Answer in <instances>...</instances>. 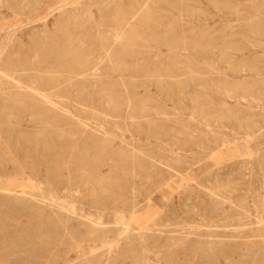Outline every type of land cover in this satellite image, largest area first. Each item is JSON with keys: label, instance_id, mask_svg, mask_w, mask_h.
Returning a JSON list of instances; mask_svg holds the SVG:
<instances>
[{"label": "rangeland", "instance_id": "374dc122", "mask_svg": "<svg viewBox=\"0 0 264 264\" xmlns=\"http://www.w3.org/2000/svg\"><path fill=\"white\" fill-rule=\"evenodd\" d=\"M73 1L0 2V44L4 47L0 70H7V65L21 67L41 62L53 70L55 75L65 74L79 62L71 54L64 56L60 50L63 48L64 32L72 34H67L71 45L73 40L79 37L81 41L75 40V43H79L80 50L89 52L91 60L95 59L94 55L101 52V43L107 39L104 34L107 25L103 23V18L108 17L117 5L127 12L128 5L135 0H75L77 3ZM145 1L146 8L150 6L158 16L155 20L160 21L158 24L161 23L157 28L147 27L145 31H152L158 38L153 41L148 38L141 40V37L137 36V42H144L141 47L144 46V50L149 52L125 58L128 62L140 63L142 69H132L123 74L117 71L114 74L108 73L99 69L98 73L89 79L92 83L89 82L86 89L69 87L55 96L58 100V103H55L56 112L50 111L40 117L37 114L36 121L34 117H29L32 107L13 108L15 113L11 110L15 117L11 116L10 121L22 124L32 134H37L41 124L45 125L41 121L47 120V137L64 134L66 141L82 142L84 136H91V140L97 142H88L87 147L83 148L89 150L93 157L95 149L103 148L104 141H107L104 144L107 145L104 152L109 149L110 157L109 164L101 168L102 174L107 178L104 190L94 185L93 188L90 184L89 188L83 189L81 186L80 191H73L68 195L58 191L56 183L38 178L31 185H34L33 188L38 192L52 195L48 202L39 199H25L19 202L16 199L17 193L13 194L14 198L6 200L7 197L1 196V193L0 264H36L38 261L43 264H57L65 258L66 264H264V0H231V3L230 0ZM98 2L103 5L99 6ZM63 4L64 11L60 9ZM120 15L122 16V11ZM66 22L69 25H66ZM77 25L78 28H75ZM67 26L68 29L65 30ZM85 30L89 31V35ZM108 30L107 33L111 35ZM140 30L141 28L137 30L138 33ZM82 38L86 41H82ZM119 39L117 37V42ZM172 39H175L177 44ZM178 39L185 40H179L182 43L178 44ZM197 44L202 50L196 48ZM64 57L66 58L63 59ZM95 78H99L101 82ZM3 81L1 78L0 123L7 121L6 115L10 113V110H3L5 105H15L13 100H8L10 96ZM101 89H104L105 93L102 94ZM111 94L114 99H120L119 103L123 107L121 115L113 109L115 102L111 103ZM242 96H246L245 99ZM17 104L22 105L20 102ZM155 109L159 111L158 114ZM90 112L95 113V116ZM99 114L101 116H98ZM249 133L251 136L247 138ZM223 140H226L224 145ZM117 152L120 155H117ZM93 157L87 161L91 162ZM66 173L69 175L68 171ZM8 183V176L0 174V189L7 187ZM132 189L137 192L132 194ZM215 190L219 195L212 194ZM28 196L27 194L26 197ZM135 198L137 209L125 210L122 219H115L113 208L123 207V202ZM218 201L223 203L219 204ZM103 206L106 208L101 210ZM52 208L64 215L63 221H58V216L53 213ZM91 220H95L94 224L105 231L112 230L108 234L113 235L114 242H109L111 239L107 237L108 243H103L106 241L104 239L95 242L85 240L83 249L76 246L69 231L77 229V232L84 236L88 230L86 223ZM30 222L35 223L32 225ZM174 225L181 230L168 231L173 229ZM48 232L53 234L51 239L46 235ZM208 241L209 244L213 242L211 246L206 244ZM210 247L212 251L208 250Z\"/></svg>", "mask_w": 264, "mask_h": 264}, {"label": "bare ground", "instance_id": "6f19581e", "mask_svg": "<svg viewBox=\"0 0 264 264\" xmlns=\"http://www.w3.org/2000/svg\"><path fill=\"white\" fill-rule=\"evenodd\" d=\"M118 1V0H117ZM211 1V0H210ZM216 1V0H215ZM219 1V0H217ZM216 1V2H217ZM229 1V0H226ZM247 1V0H246ZM0 2H4V0H0ZM75 2V0L73 1ZM79 2V1H78ZM83 2V1H81ZM123 2V1H122ZM146 2L145 0H135L134 3H131L129 6V9L127 10V12H125V9L122 10L120 6H116L113 10L110 11V13L108 14V17H104L103 18V23H106V33H104L106 35V41L102 44V48H101V52L98 55H94V57H96L95 59L91 60L90 58V54L89 52H85L84 50H80L79 47V43L76 44L75 42L79 40L78 39L74 41L73 45H71L70 41L68 42V36H72V34H69L68 32H62L61 34L63 35V42H62V46L63 48L60 50L62 51V53L67 55L71 54L76 60L77 65H74L73 67H70L68 69V71L63 74V75H55L54 73H52V71L49 69V67H46L45 65H42L41 62H33L32 65H26V66H21V67H13L11 65H7V70L6 69H2L0 70L2 72V74H0V79L2 78L3 84L6 85L7 87V91L9 93L10 98L8 100H13V106L10 105H5L6 107L3 108V110L5 111V109H7L8 111L10 110V113L7 114V121H3L0 123V174H5L8 176L9 179V183L7 187H4L3 189H0V194L2 193L1 196L7 197L6 200L8 199H12L13 194L17 193V200L19 202H23L25 199L26 200H32V199H39L43 202H46L47 200L51 199V196H47L44 192L41 191H36L33 186L31 184H33L34 180H49L50 182H54L57 184L58 186V191L60 192H64L66 194H71V192H77L80 191L79 188L82 186L83 189L84 187H88V185L92 184V186H97L100 189L105 188V175L102 174V170L101 168L104 165H108L109 164V157H110V153L108 152L109 149H107V152L105 153L104 150L105 148H107V145L105 146L104 144H106V142L104 141L103 143V148L101 147V149H95V157L91 156L89 153V150H86L83 148V146L87 147L88 142H97V140H91V136H84V139L82 140V142H78L77 140L74 141H66L63 138L64 134H59V136H55V137H47V135L45 134L46 132V123H48L49 121L47 120H43L41 121V123H45L41 124L40 126V130H38L37 134H32L29 133V131H27L22 124H18L16 121H10L11 116H13L12 111L14 110L13 108L16 107H22L23 109H26L27 107H32V110L30 112L29 117H36L37 118V114L40 116H45L48 112L50 111H55L56 112V105L55 103H58V100L55 96H57L58 94H60V92L64 91L66 88L68 89L69 87H78L80 89L83 88H87L89 86V82H91L89 79L96 75L98 73L97 70H105L108 73H113L114 72H118L123 74L125 71H131L133 69V71L140 69L141 64H137V63H133V62H128L126 61V57L127 56H137V55H142L144 53H147L149 51H145L144 50V46L141 47V45H144V42H137L136 37H141L140 39H150V40H157L158 35L154 34L152 31L148 32L145 31L147 29V27L149 28H157L156 26H158V22L160 21H156L155 19L158 17L155 12L153 11V9H150L149 7L146 8ZM196 2V1H195ZM225 2V1H224ZM231 3V0L229 1ZM69 3V2H67ZM77 3V2H75ZM97 3V2H96ZM111 3V2H110ZM148 3V2H147ZM214 3V1H213ZM212 3V4H213ZM220 3V2H218ZM251 3V2H250ZM25 4V3H24ZM189 4V3H188ZM217 4V3H214ZM223 4V3H222ZM234 4V3H233ZM241 4V3H239ZM71 5V4H70ZM72 5H74L72 3ZM98 5L102 6L103 4L101 2H98ZM153 5V4H152ZM192 5V4H191ZM79 6V4H78ZM148 6V5H147ZM210 6V5H209ZM221 4L219 5L220 8ZM223 6V5H222ZM226 6V5H225ZM235 6V5H234ZM64 7V4L60 7V9L62 10ZM114 7V6H113ZM118 7V9H116ZM125 7V6H124ZM127 7V6H126ZM233 7V6H232ZM146 8V9H145ZM177 8V7H176ZM217 7V9H219ZM231 8V7H230ZM227 8V9H230ZM244 8V7H243ZM247 8V7H246ZM264 8V7H263ZM76 9V8H75ZM103 8H101L102 10ZM221 9V8H220ZM224 9V8H223ZM226 9V8H225ZM224 9V10H225ZM232 9V8H231ZM238 9V8H235ZM178 10V9H177ZM201 10H203V8H201ZM64 11V9H63ZM122 11V16L120 15V12ZM73 12V11H72ZM208 12V11H207ZM231 12V11H230ZM76 14V12H74ZM73 13V14H74ZM107 13V12H106ZM104 13V15L106 14ZM180 13V12H179ZM223 13V12H222ZM236 13V12H234ZM71 13V15H73ZM240 15V14H239ZM238 15V16H239ZM181 16V15H180ZM73 17V16H72ZM80 17V16H79ZM169 17V16H168ZM203 17V16H202ZM215 17V16H214ZM69 18V17H68ZM105 18H107V20L105 21ZM190 18V17H189ZM60 19V18H59ZM71 19V18H70ZM75 19V16H74ZM87 19V18H85ZM173 19V18H172ZM161 20V18H160ZM165 20V19H164ZM163 20V21H164ZM213 20V19H212ZM256 20V19H255ZM61 21V19L59 20V22ZM65 21V20H64ZM67 21V20H66ZM71 20H69L70 22ZM207 21V20H206ZM72 22V21H71ZM86 22V21H85ZM97 22V21H96ZM255 22V21H254ZM88 23V22H87ZM99 23V22H97ZM101 23V21H100ZM99 23V24H100ZM164 23V22H162ZM256 23V22H255ZM62 24V23H61ZM73 24V23H72ZM78 24V23H77ZM91 24V23H89ZM66 25H69L66 22ZM85 25V24H83ZM82 25V27H84ZM88 25V24H87ZM97 25V24H96ZM104 25V24H102ZM104 25V26H105ZM62 26V25H61ZM64 26V25H63ZM62 26V27H63ZM80 26V25H79ZM90 26V25H89ZM94 26V25H93ZM101 26V25H100ZM161 26V25H160ZM173 26V25H172ZM192 26V25H190ZM86 27V26H85ZM181 27V26H180ZM71 28V27H70ZM73 28V26H72ZM71 28V29H72ZM78 28V25L77 27ZM80 28V27H79ZM91 28V27H90ZM101 28V27H99ZM110 28V29H109ZM141 28L140 33H138V29ZM174 28V27H173ZM188 28V27H187ZM252 31H254V27L252 26ZM54 29V28H53ZM68 29V26L65 28V30ZM70 29V30H71ZM94 29V28H93ZM96 29L98 30V28L96 27ZM95 29V30H96ZM104 29V28H103ZM104 29V30H105ZM111 31V35H109L107 33V30ZM175 29V28H174ZM197 29V28H196ZM205 29V28H204ZM234 29V28H233ZM245 29V28H244ZM55 30V29H54ZM60 30V29H59ZM69 30V31H70ZM77 30V29H76ZM79 30V29H78ZM83 30V29H81ZM87 30V29H86ZM85 30V31H86ZM96 30V31H97ZM101 30V29H99ZM108 30V31H109ZM183 30V28H182ZM247 30V29H246ZM68 31V30H67ZM75 31V30H74ZM93 31V30H92ZM169 31V30H168ZM191 31V30H189ZM218 31V30H217ZM232 31V30H231ZM15 32V31H14ZM13 32V33H14ZM79 32V31H78ZM81 32V31H80ZM83 32V31H82ZM101 32V31H100ZM163 32V31H162ZM236 32V31H235ZM12 33V32H11ZM72 33V32H71ZM77 33V32H75ZM86 33H88L87 35H89V31ZM85 33V34H86ZM95 33V31H94ZM103 33V32H102ZM165 35V32H163ZM162 33V34H163ZM200 33V32H199ZM238 33V32H237ZM54 34V33H53ZM93 34V33H92ZM13 35V34H10ZM55 35V34H54ZM96 35V34H95ZM200 35V34H199ZM205 35V34H204ZM43 36V35H42ZM80 36V35H79ZM101 36V35H100ZM157 36V37H156ZM160 36V35H159ZM174 36V35H173ZM177 36V35H176ZM196 36V35H195ZM52 37V35H51ZM56 36H54L55 38ZM76 37V35H75ZM82 37V36H81ZM117 37L120 38L119 41L117 42ZM180 37V36H179ZM12 38V37H11ZM53 38V37H52ZM57 38V37H56ZM65 38V39H64ZM70 38V37H69ZM72 38V37H71ZM70 38V39H71ZM74 38V37H73ZM87 39V37H85ZM90 39V37H88ZM92 38V37H91ZM95 38V37H94ZM94 38H93V42H94ZM97 38V37H96ZM155 38V39H153ZM163 38V37H162ZM172 38V37H171ZM182 38V37H180ZM187 38V37H185ZM195 38V37H194ZM62 39V38H61ZM60 39V40H61ZM69 39V40H70ZM200 39V38H199ZM11 40V39H10ZM165 40V39H164ZM173 40V39H172ZM175 40V39H174ZM173 40V41H174ZM178 39V44L180 43ZM185 40V39H182ZM181 40V41H182ZM189 40V39H188ZM198 40V39H196ZM201 40V39H200ZM255 40V39H254ZM6 41V40H4ZM53 41V39H52ZM58 41V40H57ZM67 41V43H66ZM81 41V39L79 40ZM82 41L83 38H82ZM86 41V40H85ZM84 41V42H85ZM100 41V40H99ZM98 41V43H99ZM170 41V40H169ZM191 41V40H190ZM194 41V40H193ZM209 41V40H207ZM206 41V42H207ZM231 41V40H230ZM257 41V40H256ZM9 42V41H8ZM7 42V43H8ZM83 42V43H84ZM156 42V41H155ZM163 42V41H162ZM184 42V41H183ZM187 42V41H186ZM195 42V41H194ZM193 42V43H194ZM6 43V44H7ZM59 43V41H58ZM89 43V42H88ZM151 43V42H150ZM153 43V42H152ZM160 43V42H159ZM167 43V42H166ZM165 43V44H166ZM176 43V40H175ZM182 43V42H181ZM180 43V44H181ZM189 43V42H187ZM192 43V44H193ZM197 43V42H196ZM195 43V44H196ZM209 45L210 42H208ZM213 43V42H211ZM55 44V43H54ZM60 44V43H59ZM58 44V45H59ZM154 44V43H153ZM177 44V43H176ZM184 44V43H183ZM199 44V43H198ZM197 44L196 48L199 47V45ZM57 45V47H58ZM83 45V44H82ZM87 46H89L88 44H86ZM96 45V44H95ZM98 45V44H97ZM168 45V44H166ZM165 45V46H166ZM185 45V44H184ZM222 45V44H221ZM9 46V45H8ZM43 46H45L43 44ZM169 46V45H168ZM212 46V45H211ZM6 47V46H5ZM97 47V46H96ZM137 47H139L137 49ZM141 47V48H140ZM209 48V46H207ZM122 48V49H121ZM173 48V47H172ZM175 48V47H174ZM177 48V47H176ZM175 48V49H176ZM187 48V47H186ZM201 49V47H199ZM206 48V49H208ZM234 48V47H231ZM42 49V48H41ZM49 49V48H48ZM84 49V47H83ZM171 49V48H169ZM258 49V48H257ZM94 50L96 51V48L94 47ZM174 50V49H173ZM173 50H169V51H173ZM202 50V49H201ZM205 50V49H204ZM210 50V48H209ZM52 51V50H51ZM57 51V50H56ZM88 51V50H87ZM92 51V50H91ZM90 51V53H91ZM93 51L95 54L96 52ZM98 51H100L98 49ZM153 51V50H151ZM150 51V52H151ZM225 52H227V50H224ZM264 51V50H263ZM4 52V47L3 44H0V58L2 57V54ZM41 52V51H40ZM43 52V51H42ZM175 52V51H173ZM177 52V51H176ZM216 52V51H215ZM231 52V51H229ZM256 52V51H254ZM15 53V52H14ZM18 53V52H17ZM24 53V52H23ZM39 53V51H38ZM58 53V52H57ZM180 53V52H179ZM201 53V52H200ZM203 53V52H202ZM208 53V50L207 52ZM205 53V55H206ZM209 53L211 54V52L209 51ZM252 53V52H251ZM16 54V53H15ZM25 54V53H24ZM46 55V53H44ZM43 54V55H44ZM168 54V53H167ZM171 54V53H170ZM169 54V55H170ZM186 54V53H185ZM28 56V54H26ZM16 56V55H15ZM41 56V55H40ZM58 56V55H57ZM144 56V55H143ZM17 57V56H16ZM26 57V56H25ZM29 57V56H28ZM45 57V56H44ZM60 57V56H59ZM58 57V58H59ZM63 57V56H62ZM71 57V56H70ZM141 57V56H140ZM219 57V56H218ZM27 58V57H26ZM66 57H64L63 59H65ZM90 58V59H89ZM128 58V57H127ZM28 59V58H27ZM60 59V58H59ZM131 59V58H130ZM138 59V58H137ZM140 59V58H139ZM57 60V59H56ZM75 60V61H76ZM50 61V60H49ZM132 61V60H131ZM15 62V61H14ZM64 62V61H63ZM21 63V62H20ZM30 63V62H29ZM105 64L102 65L101 64ZM112 63V64H111ZM34 64V65H33ZM69 64V63H68ZM165 64V63H164ZM50 65V64H49ZM65 65V64H64ZM67 65V62H66ZM70 66V64H69ZM263 66V65H262ZM146 67V66H145ZM156 67V66H155ZM187 67V66H185ZM204 67V66H203ZM3 68V66H2ZM66 69V67H65ZM64 69V71H66ZM142 69V68H141ZM63 70V69H62ZM61 70V72H62ZM174 70V69H173ZM60 71V70H59ZM63 71V72H64ZM139 71V70H138ZM196 72V71H195ZM151 74V72H150ZM181 74V73H180ZM109 76V75H108ZM105 76H102V78ZM189 77V76H188ZM101 78V77H100ZM130 78V77H129ZM186 78V77H185ZM99 79V78H95ZM112 79V78H110ZM119 79V78H118ZM166 79V78H165ZM168 79V78H167ZM170 79V78H169ZM108 80V79H107ZM173 80V79H172ZM100 81V79H99ZM97 81V83L99 82ZM133 81V80H132ZM162 81V80H161ZM101 82V81H100ZM110 82V81H109ZM92 83V82H91ZM116 83V82H115ZM124 83V82H123ZM153 83V82H152ZM100 84V83H99ZM3 85V86H4ZM106 85V83H105ZM114 86V85H113ZM112 86V87H113ZM138 86V85H137ZM136 86V87H137ZM164 86V85H163ZM98 87V86H96ZM95 87V88H96ZM153 87V86H152ZM5 88V87H4ZM102 88V87H100ZM99 88V89H100ZM115 88V87H114ZM230 88V87H228ZM66 89V90H67ZM77 89V88H76ZM118 89V88H117ZM129 89V88H128ZM223 89V88H222ZM75 90V89H74ZM78 90V89H77ZM110 90V89H109ZM116 90V89H115ZM224 90V89H223ZM227 90V89H226ZM134 91V90H133ZM236 91V90H235ZM78 92V91H77ZM229 91H227L228 93ZM259 92V91H258ZM101 93H105L104 89H101ZM226 93V94H227ZM231 93V92H230ZM75 94V93H73ZM77 94V93H76ZM99 94H100V90H99ZM130 94V93H129ZM79 95V94H78ZM82 95V94H81ZM97 95V94H96ZM112 95V94H111ZM110 95V96H111ZM204 95V94H203ZM71 96V95H70ZM100 96V95H99ZM105 96V95H104ZM153 96V95H152ZM255 96V95H254ZM77 97V96H76ZM80 97V95H79ZM101 97V96H100ZM103 97V96H102ZM106 97V96H105ZM113 98V95L111 96ZM146 97V96H145ZM246 96H242V98L245 99ZM73 98V97H72ZM71 98V99H72ZM78 98V97H77ZM98 98V97H97ZM104 98V97H103ZM107 98V97H106ZM131 98V97H129ZM137 98V97H136ZM70 99V98H69ZM80 99V98H79ZM100 99V98H98ZM97 99V100H98ZM238 99V98H237ZM259 99V98H258ZM92 100V98H91ZM118 98L115 97V99L113 98V101L115 102V106L113 107L114 110H117L118 113L121 115L122 112V106L121 103H119ZM125 100V99H124ZM253 100V99H252ZM59 101H61L59 99ZM95 101V100H94ZM99 101V100H98ZM102 101V100H101ZM106 101V100H105ZM240 101V99H239ZM17 102L22 103L21 106H17ZM66 102V101H64ZM96 102V101H95ZM100 102V101H99ZM104 102V100H103ZM12 103V102H11ZM68 103V102H67ZM91 103V102H90ZM107 103V102H106ZM110 103V101H109ZM249 103V102H248ZM17 104V105H16ZM63 104V103H62ZM101 104V102H100ZM114 104V103H113ZM112 104V105H113ZM12 105V104H11ZM79 105V104H78ZM150 105V104H149ZM58 106V105H57ZM74 106V105H73ZM96 106V105H95ZM110 106V105H109ZM70 107V106H68ZM77 107V106H76ZM82 107V106H81ZM89 107V105H88ZM189 107V106H188ZM64 108V107H63ZM74 108V107H73ZM91 108V107H90ZM100 108H102V106H100ZM164 108V107H163ZM65 109V108H64ZM84 109V108H83ZM82 109V110H83ZM192 109V108H191ZM194 109V108H193ZM262 109V108H261ZM6 110V112H8ZM12 110V111H11ZM68 110V109H67ZM93 110V109H91ZM95 110V109H94ZM93 110V111H94ZM102 110V109H101ZM104 110V109H103ZM142 111L145 110L141 109ZM196 110V109H195ZM97 111V110H95ZM94 111V112H95ZM15 113V111H13ZM59 113V111H57ZM77 112V111H76ZM85 112V111H84ZM128 112V111H127ZM155 112L158 114L159 111L155 109ZM193 112V111H192ZM68 113V112H67ZM100 113V112H99ZM102 113V112H101ZM100 113V114H101ZM105 113V112H104ZM66 115V113H63ZM70 114V111H69ZM90 114H92L90 112ZM95 113H93L92 115H94ZM98 116H101V115ZM107 114V113H106ZM105 114V115H106ZM152 114V113H151ZM242 114V113H241ZM28 115V114H27ZM128 115V114H127ZM24 116V115H23ZM62 117V115H60ZM75 116V115H74ZM95 116V115H94ZM107 117V115H106ZM131 117V116H130ZM222 117V116H221ZM26 118V117H24ZM36 118L34 119L36 121ZM55 118V117H54ZM53 118V119H54ZM72 118V117H71ZM70 118V120H71ZM98 118V117H97ZM132 118V117H131ZM134 118V117H133ZM223 118V117H222ZM15 119V118H13ZM31 119V118H30ZM46 119V118H44ZM57 119V118H56ZM60 119V118H59ZM107 119V118H106ZM141 119V118H140ZM22 120V119H21ZM20 120V121H21ZM38 120V119H37ZM55 120V119H54ZM53 120V122H54ZM122 120V119H121ZM232 120V119H231ZM72 121V120H71ZM76 121V120H75ZM123 121V120H122ZM28 122V121H27ZM34 122V121H33ZM52 122V121H51ZM25 123V122H23ZM105 123V122H104ZM122 123V122H121ZM216 123H219L216 121ZM32 124V122H31ZM36 124V123H35ZM53 124V123H52ZM237 124V123H236ZM40 125V124H39ZM48 125V124H47ZM59 125V124H58ZM79 125V124H78ZM82 125V123H81ZM221 125V124H219ZM84 125H82L83 127ZM61 127V126H60ZM130 127V126H129ZM237 127V126H236ZM135 128V127H134ZM264 128V127H263ZM86 129V128H85ZM101 129V128H100ZM51 130V129H50ZM87 130V129H86ZM237 130V129H236ZM44 131V132H41ZM79 132V129L77 130ZM83 131V129H82ZM85 131V130H84ZM83 131V132H84ZM91 131V130H90ZM89 131V132H90ZM124 131V130H123ZM238 131V130H237ZM248 131V130H247ZM50 132V131H49ZM77 133V132H76ZM81 133V132H80ZM236 133V132H235ZM84 134V133H83ZM88 134V132H87ZM216 134V133H215ZM244 133H242V136ZM251 133L247 134L246 137L249 138L251 135ZM51 135V134H49ZM85 135V134H84ZM261 135V134H260ZM94 136V134H93ZM73 137V136H72ZM111 137V136H110ZM116 137V136H115ZM154 137V136H153ZM194 137V136H193ZM215 137V136H214ZM226 137V136H225ZM238 137V136H236ZM241 137V136H240ZM159 138V137H158ZM227 138V137H226ZM225 138V139H226ZM245 138V137H244ZM230 139V138H227ZM236 139V138H235ZM107 140V139H104ZM228 141V140H227ZM226 143V140L222 141V145H224ZM92 144V143H91ZM94 144V143H93ZM98 144V143H96ZM123 144V142H122ZM140 144V143H139ZM152 144V143H151ZM164 144V143H163ZM228 144V143H227ZM102 145V143H101ZM110 145H112L110 143ZM109 145V146H110ZM80 146H82V148L80 149ZM108 146V147H109ZM180 146V145H179ZM111 147V146H110ZM125 147V146H124ZM170 147V146H169ZM97 148V146H96ZM122 148V147H121ZM182 148V147H181ZM119 150V148H118ZM122 151V149L120 150ZM160 152V151H159ZM118 153V152H117ZM164 153V152H163ZM212 153V152H211ZM122 154V153H121ZM124 154V153H123ZM122 154V155H123ZM93 155V154H92ZM117 155H120L119 153ZM170 156V155H169ZM91 157H93V160L91 162H88L87 160H89ZM100 157V158H99ZM156 157V156H155ZM159 157V156H158ZM156 160H158L156 158ZM153 162H155L154 160H152ZM161 163H163L162 160H159ZM172 162V161H171ZM179 162V161H178ZM125 163V162H124ZM128 163V162H127ZM165 163V162H164ZM169 163V162H168ZM167 163V165H168ZM177 163V162H176ZM166 164V163H165ZM113 165V164H112ZM155 165V164H154ZM159 166H161L160 164H158ZM117 166V165H116ZM113 166V167H116ZM169 166V165H168ZM172 167V166H171ZM188 167V166H187ZM121 168V167H120ZM159 168V167H158ZM173 168V167H172ZM110 169V168H109ZM171 169V168H170ZM174 169V168H173ZM172 169V170H173ZM66 171H68L69 175H66ZM109 171V170H108ZM157 172V171H156ZM110 173V172H109ZM155 173V172H154ZM162 174V173H161ZM158 176V175H157ZM108 177V176H107ZM134 178V177H133ZM107 179V178H106ZM109 179V178H108ZM262 180V179H261ZM126 181V180H125ZM144 182V181H143ZM31 185V186H30ZM37 185V184H36ZM93 186V188H94ZM96 187V188H97ZM115 187V186H114ZM118 187V185L116 186ZM206 187V186H205ZM89 188V187H88ZM124 188V187H123ZM16 189V191H15ZM92 189V188H91ZM138 189V188H137ZM218 189V188H217ZM226 189V188H225ZM232 189V188H231ZM104 190V189H103ZM204 190V189H203ZM220 192V189H218ZM224 192V188L222 189ZM12 191H15L12 193ZM88 191V190H87ZM93 191V190H92ZM98 191V190H97ZM102 191V190H100ZM108 191V190H107ZM236 191V190H235ZM85 192V191H84ZM90 192V191H89ZM99 192V191H98ZM132 194H135V189H132ZM226 192V191H225ZM95 193V192H94ZM211 193V192H210ZM221 193V192H220ZM27 194L29 195L28 197ZM83 194V193H82ZM90 194V193H89ZM100 194V193H98ZM104 194V193H103ZM212 194L214 195H219L218 191H212ZM226 194V193H225ZM230 194V193H229ZM92 195V193H91ZM94 195V194H93ZM214 195V196H215ZM101 196V194H100ZM105 196V195H104ZM232 196V195H231ZM73 197V196H72ZM212 197V195H211ZM226 197V196H225ZM102 198V197H101ZM109 198V197H108ZM219 198V197H217ZM216 198V199H217ZM87 199V197L85 198V200ZM104 199V198H103ZM102 199V201H103ZM113 199V198H112ZM220 199V198H219ZM227 199V197H226ZM225 199V200H226ZM16 200V201H17ZM105 200V199H104ZM221 200V199H220ZM224 200V202H226ZM264 200V199H263ZM101 201V202H102ZM172 201V200H170ZM213 201V199H212ZM230 201V200H229ZM232 201V200H231ZM48 202V201H47ZM87 202V201H86ZM90 202V201H89ZM100 202V203H101ZM105 202V201H103ZM117 202V201H116ZM215 202V201H214ZM219 204H222L223 202L218 201ZM242 202V201H241ZM39 203V202H38ZM51 203V202H50ZM49 203V204H50ZM120 203V202H119ZM243 203V202H242ZM264 203V201H263ZM18 204V203H17ZM41 204V203H40ZM46 204V203H45ZM72 204V203H71ZM90 204V203H89ZM105 204V203H104ZM122 204V203H120ZM139 204V203H138ZM218 204V206H219ZM245 204V203H244ZM258 203H256L257 205ZM260 204V203H259ZM19 205V204H18ZM53 205V204H52ZM51 205V206H52ZM88 205V203H87ZM46 206V205H45ZM72 206V205H71ZM108 206V205H107ZM123 207H112L113 208V214L115 219H119V217L122 219L124 216L123 214H125L126 212H124L125 210H129L132 211L134 209H137L135 207L136 206V198L130 201H125L123 202ZM139 206V205H138ZM217 206V205H215ZM50 207V206H49ZM53 207V206H52ZM111 207V205H110ZM221 207V205H220ZM224 207V206H222ZM70 208V206H69ZM106 206L101 207L100 209L103 210L105 209ZM108 209V208H107ZM210 209V208H209ZM217 209V208H216ZM38 210V209H37ZM45 210V209H42ZM72 210V209H71ZM218 210V209H217ZM36 211V209H35ZM53 213L57 214L58 216V221H63V219L65 218L64 215L57 210H53ZM216 211V210H215ZM261 211V209H260ZM33 212V211H32ZM46 212V211H45ZM203 212V211H202ZM257 212V211H256ZM262 212V211H261ZM47 213V212H46ZM45 213V214H46ZM133 213V212H132ZM171 213V212H170ZM2 214V212H1ZM32 214V213H31ZM34 214V213H33ZM43 214V213H42ZM41 214V215H42ZM235 214V213H234ZM241 214V213H240ZM246 214V213H245ZM263 214V213H262ZM11 215V214H10ZM85 215V214H84ZM134 215V214H133ZM202 215V214H201ZM204 215V214H203ZM238 215V214H237ZM46 216V215H45ZM128 216V215H125ZM215 216V215H214ZM247 216V215H246ZM261 216V215H260ZM41 217V216H40ZM50 217V216H49ZM54 217V215H53ZM76 217V215H75ZM134 217V216H133ZM138 217V216H137ZM263 217V216H262ZM44 218V216H43ZM74 218V217H73ZM86 218V217H85ZM210 218V217H209ZM212 218V217H211ZM214 218V217H213ZM223 218V217H222ZM228 218V217H227ZM36 219V218H35ZM41 219V218H40ZM49 218H47L48 220ZM83 219V218H82ZM100 219V218H99ZM126 219V218H125ZM139 219V218H138ZM243 219V218H242ZM45 220V219H44ZM86 220V219H85ZM97 220V219H95ZM94 220V221H95ZM233 220V219H232ZM240 220V219H239ZM258 220V219H257ZM256 220V221H257ZM261 220H263L261 218ZM40 221V220H39ZM43 222V219L41 220ZM52 221V220H51ZM70 221V219H69ZM93 220H91L90 223H86V225L88 226V230H87V234L86 235H80L76 230H70L69 233L71 234L72 238L75 240L76 242V246L78 245L81 246V248L83 249L84 247H82V244H84L83 241L85 240H93L94 242L97 240H106L107 237H110L111 240H109V242L113 241V235L111 234V236L108 234L109 231L111 232L112 230L109 231H105L104 229L99 228L98 226H96ZM117 221V220H116ZM202 221V220H201ZM228 221V220H227ZM226 221V222H227ZM241 221V220H240ZM32 222V221H31ZM30 222V223H31ZM71 222V221H70ZM69 222V223H70ZM206 222V221H205ZM229 222V221H228ZM263 222V221H262ZM35 223V222H34ZM33 223V224H34ZM83 223V222H82ZM133 223V222H132ZM162 223V221H161ZM173 223V222H172ZM175 223V222H174ZM187 223V222H186ZM24 224V222H23ZM32 224V223H31ZM32 224V225H33ZM101 224V223H100ZM122 225H124L123 223H121ZM120 224V225H121ZM149 224V223H148ZM147 224V225H148ZM169 224V223H168ZM179 224V223H178ZM201 224V222H200ZM211 224V223H210ZM224 224V223H223ZM231 224V223H230ZM45 225V223H44ZM136 224H134L135 226ZM146 225V226H147ZM203 225V224H202ZM206 225V224H205ZM221 225V224H220ZM232 225V224H231ZM260 225V224H259ZM42 226V225H41ZM46 226V225H45ZM68 226V225H66ZM73 226V225H72ZM105 226V225H104ZM112 226V225H111ZM118 226V225H117ZM154 226V225H153ZM158 226V225H156ZM183 226V225H182ZM61 227V226H60ZM102 227V226H101ZM186 227V226H185ZM190 227V226H189ZM259 227V226H258ZM43 228V227H42ZM57 228V227H56ZM59 228V226H58ZM71 228V227H69ZM82 229L84 228L83 226L81 227ZM122 228V227H121ZM131 228V227H130ZM160 228V227H159ZM172 228V227H171ZM187 228V227H186ZM239 228V227H238ZM35 229V228H34ZM146 229V227H145ZM164 229V228H163ZM184 229V228H183ZM192 229V228H191ZM206 228H204L205 230ZM220 229V228H219ZM218 229V230H219ZM263 229V228H262ZM160 230V229H159ZM158 230V231H159ZM179 231L181 229H179V227H177V225H174L173 229H169L168 231ZM194 230V228L192 229ZM200 230V229H199ZM211 230V229H210ZM213 230V228H212ZM215 230V229H214ZM247 230V229H246ZM130 231V229H129ZM177 231V232H178ZM34 232V231H33ZM154 232V231H153ZM192 232V231H191ZM82 233V232H81ZM141 233V232H140ZM166 233V232H165ZM168 233V232H167ZM43 234V233H42ZM173 234V233H172ZM177 234V233H176ZM50 239L52 238V232H48L46 234ZM56 235V234H55ZM67 235V234H66ZM129 235V234H128ZM151 235V234H148ZM156 235V233H155ZM162 235V234H161ZM174 235V234H173ZM211 235V234H210ZM209 235V236H210ZM257 235V234H256ZM158 236V235H157ZM164 236V235H163ZM172 236V235H171ZM59 237V234H58ZM119 237V236H118ZM149 237V236H148ZM176 237V236H175ZM29 238V236H28ZM32 238V237H30ZM42 238V237H41ZM40 238V239H41ZM47 238V237H46ZM126 238V237H125ZM177 238L179 239V237L177 236ZM44 239V238H43ZM139 239V238H138ZM159 239V238H157ZM183 239V238H182ZM127 240V239H126ZM175 240V239H174ZM174 240L172 242H174ZM211 239H209L210 241ZM53 241V240H52ZM148 241V240H147ZM206 243L207 245L209 244ZM114 242V241H113ZM124 242V241H123ZM128 244V241H126ZM157 242V241H156ZM171 242V243H172ZM182 242V241H181ZM33 243V242H32ZM103 243H108V240H106ZM147 243V242H146ZM177 243V242H175ZM200 243V242H199ZM197 243V244H199ZM202 243V242H201ZM213 243V242H212ZM210 243V244H212ZM220 243V241H219ZM31 244V243H29ZM41 244V243H40ZM44 244V243H43ZM47 244V243H45ZM157 244V243H156ZM179 244V243H177ZM209 244V246H211ZM224 244V243H223ZM71 245V244H70ZM74 245V244H73ZM87 245V244H86ZM111 245V244H110ZM142 245V242H141ZM175 244H173L174 246ZM219 245V244H217ZM36 246V245H35ZM54 245H52L53 247ZM208 246V247H209ZM91 247V246H89ZM112 247V246H110ZM125 247V246H124ZM196 247V246H195ZM202 247V245H201ZM206 247V245L204 246V248ZM8 248V247H7ZM54 248V247H53ZM127 248V247H126ZM169 248V247H168ZM194 248V247H193ZM81 249V250H82ZM107 249V248H106ZM112 249V248H111ZM116 249V248H115ZM86 250V249H85ZM127 250V249H126ZM211 250V247L210 249ZM90 251V250H89ZM212 251V250H211ZM79 252V251H78ZM112 252V251H111ZM129 252V251H128ZM214 252V251H213ZM86 253V251H85ZM127 253V252H126ZM143 253V252H142ZM205 253V252H204ZM159 254V253H156ZM208 254V253H207ZM212 255V254H211ZM158 256V255H156ZM250 256V255H249ZM2 255L0 254V261L2 260ZM65 258V257H64ZM92 258V257H91ZM96 258V257H95ZM118 258V257H117ZM144 258V257H143ZM142 258V259H143ZM207 258V257H206ZM67 258H65L64 260H66ZM62 260V262L57 263V264H66V262ZM68 261V260H67ZM104 261V260H103ZM144 262V261H143ZM69 263V262H68ZM75 263V262H74ZM36 264H43L41 261H38ZM45 264H50V263H45Z\"/></svg>", "mask_w": 264, "mask_h": 264}]
</instances>
